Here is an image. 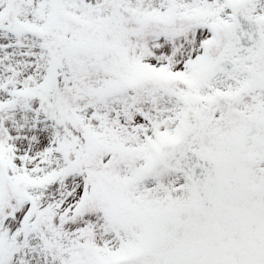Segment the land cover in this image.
<instances>
[{
	"label": "snow or ice",
	"instance_id": "obj_1",
	"mask_svg": "<svg viewBox=\"0 0 264 264\" xmlns=\"http://www.w3.org/2000/svg\"><path fill=\"white\" fill-rule=\"evenodd\" d=\"M0 264H264V0H0Z\"/></svg>",
	"mask_w": 264,
	"mask_h": 264
}]
</instances>
